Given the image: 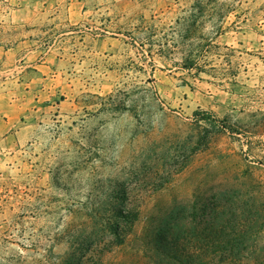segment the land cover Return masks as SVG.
Returning <instances> with one entry per match:
<instances>
[{"label": "rangeland", "instance_id": "1", "mask_svg": "<svg viewBox=\"0 0 264 264\" xmlns=\"http://www.w3.org/2000/svg\"><path fill=\"white\" fill-rule=\"evenodd\" d=\"M225 189L264 228V0H0V264H182Z\"/></svg>", "mask_w": 264, "mask_h": 264}, {"label": "trees", "instance_id": "2", "mask_svg": "<svg viewBox=\"0 0 264 264\" xmlns=\"http://www.w3.org/2000/svg\"><path fill=\"white\" fill-rule=\"evenodd\" d=\"M207 116L210 119L211 116ZM246 198L255 197L249 191L237 192L234 189H225L214 193L209 197L210 200L198 199V202H202V206L197 210L199 221L194 226L192 236L197 239L201 254L197 256L188 254L182 247L180 251L181 231L174 228V225L168 226L167 223L158 227L155 232V242L162 248L157 247V250L160 249L170 259L182 264H212L214 254L222 255L220 263L228 261V256L244 250L245 242L250 236L262 234L264 229L261 223L260 229L257 228V223L263 220V216L257 215L261 209L260 205L255 202L254 205L240 204ZM131 215L132 213L128 215L123 210L117 211V216L123 220L128 221ZM178 218L177 215L173 220L177 221ZM119 233L116 231V234ZM238 260L239 263L242 262L241 257Z\"/></svg>", "mask_w": 264, "mask_h": 264}]
</instances>
